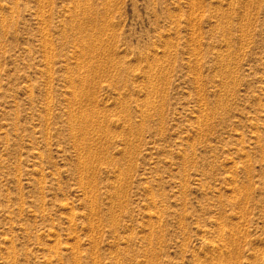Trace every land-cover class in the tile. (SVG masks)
Listing matches in <instances>:
<instances>
[{
    "label": "rangeland",
    "instance_id": "rangeland-1",
    "mask_svg": "<svg viewBox=\"0 0 264 264\" xmlns=\"http://www.w3.org/2000/svg\"><path fill=\"white\" fill-rule=\"evenodd\" d=\"M0 264H264V0H0Z\"/></svg>",
    "mask_w": 264,
    "mask_h": 264
},
{
    "label": "bare ground",
    "instance_id": "bare-ground-1",
    "mask_svg": "<svg viewBox=\"0 0 264 264\" xmlns=\"http://www.w3.org/2000/svg\"><path fill=\"white\" fill-rule=\"evenodd\" d=\"M194 2H195V1H194ZM82 114H83V113H82ZM73 118H74V117H73ZM92 120H93V118H92ZM78 121H79V120H78ZM86 121H88V120H86ZM96 122H97V120H96ZM80 123H81V121H80ZM87 123H88V122H87ZM87 123H86V125H87ZM81 126H82V125H81ZM79 127H80V126H79ZM83 127H85V125H84ZM83 127H82V128H83ZM80 128H81V127H80ZM84 129H85V128H84ZM84 129H83V130H84ZM81 130H82V129H81ZM82 132H83V131H82ZM86 132H87V131H86ZM80 133H81V132H80ZM84 133H85V132H84ZM88 152H89V151H88ZM88 152H87V153H88ZM85 157H86V156H85ZM82 160H83V159H82ZM85 160H86V159H85ZM85 160H83L82 162L84 163ZM83 163H82V164H83ZM82 164H81V165H82ZM84 164H85V163H84ZM84 164H83V166H84ZM83 169H84V168H83ZM85 172H86V171H85Z\"/></svg>",
    "mask_w": 264,
    "mask_h": 264
}]
</instances>
